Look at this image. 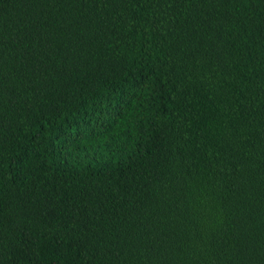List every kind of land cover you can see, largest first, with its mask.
Returning <instances> with one entry per match:
<instances>
[{"label":"trees","instance_id":"trees-1","mask_svg":"<svg viewBox=\"0 0 264 264\" xmlns=\"http://www.w3.org/2000/svg\"><path fill=\"white\" fill-rule=\"evenodd\" d=\"M0 264H264V0H0Z\"/></svg>","mask_w":264,"mask_h":264}]
</instances>
